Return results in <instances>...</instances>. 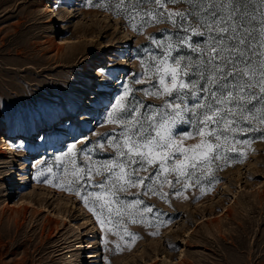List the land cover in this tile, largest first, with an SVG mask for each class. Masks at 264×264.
<instances>
[{
	"label": "rangeland",
	"instance_id": "rangeland-1",
	"mask_svg": "<svg viewBox=\"0 0 264 264\" xmlns=\"http://www.w3.org/2000/svg\"><path fill=\"white\" fill-rule=\"evenodd\" d=\"M103 2L0 0V264H264L259 132L239 136L252 140L237 146L243 155L229 152L227 160L214 161L211 175L197 177L200 183L194 178L185 188L170 175L174 186H157L166 198L121 194V200H142L141 210L152 208L143 223L124 218L118 226L113 217L102 227L83 192L62 181L60 158L73 144L97 146L96 160L114 155L107 140L115 126L107 114L125 87L136 89L145 105L163 103L144 96L139 90L148 85L134 81L144 71L143 49L160 51L151 39H175L178 29L168 22L134 28L116 14L115 0L95 6ZM246 3L259 28L264 3Z\"/></svg>",
	"mask_w": 264,
	"mask_h": 264
},
{
	"label": "snow or ice",
	"instance_id": "snow-or-ice-1",
	"mask_svg": "<svg viewBox=\"0 0 264 264\" xmlns=\"http://www.w3.org/2000/svg\"><path fill=\"white\" fill-rule=\"evenodd\" d=\"M170 3L191 8L172 10ZM111 4L104 0L95 6ZM115 10L134 28L168 22L178 31L175 39H151L160 51L143 49L144 71L134 81L148 85L139 90L144 96L163 103L145 105L136 89L125 87L107 114V123L115 126L107 140L114 155L96 160L91 153L97 146L78 149L73 144L60 158L62 181L69 190L78 188V195L83 192L81 199L92 205L89 210L102 227L113 217L118 226L124 218L143 223L144 213L152 212L147 206L140 209L142 200H121V194L151 192L166 198L157 186H174L170 175L187 188L194 178L211 175L214 161L227 160L229 152H240L238 145L252 143L239 136L259 132L264 139V11L257 28L246 0H115ZM179 125H190L191 131L181 134ZM98 148L104 150L105 144Z\"/></svg>",
	"mask_w": 264,
	"mask_h": 264
},
{
	"label": "bare ground",
	"instance_id": "bare-ground-1",
	"mask_svg": "<svg viewBox=\"0 0 264 264\" xmlns=\"http://www.w3.org/2000/svg\"><path fill=\"white\" fill-rule=\"evenodd\" d=\"M222 200V199H221ZM221 200H220V202H221ZM214 203V202H213ZM216 204V203H215ZM20 207V206H19ZM12 210H18L17 208H18V206H16V205H12L11 207H10ZM223 209H227V207L224 205V207H223ZM218 212V211H217ZM215 221H217V220H215ZM98 230V229H97ZM92 243L91 242H89L88 243V245H91ZM88 255V254H87Z\"/></svg>",
	"mask_w": 264,
	"mask_h": 264
}]
</instances>
